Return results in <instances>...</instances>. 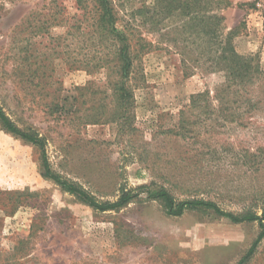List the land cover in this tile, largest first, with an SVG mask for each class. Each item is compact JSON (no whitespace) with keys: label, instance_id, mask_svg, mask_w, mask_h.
<instances>
[{"label":"rangeland","instance_id":"obj_1","mask_svg":"<svg viewBox=\"0 0 264 264\" xmlns=\"http://www.w3.org/2000/svg\"><path fill=\"white\" fill-rule=\"evenodd\" d=\"M114 1L133 44L142 37L146 45H136L132 133L109 119L116 102L104 71L84 68L103 56L84 34L94 2L0 0V103L7 114L45 139L62 176L102 200L138 194L121 209L96 210L44 177L40 149L0 124V264H238L259 236L258 222L234 223L204 209L169 215L143 186L234 213L263 206L264 73L246 92L252 105L200 116L189 108L191 96H216L225 74L185 55L170 24L142 23L136 10L154 0ZM250 1L233 0L223 15L227 30H238V52L254 55L264 72V0L238 6ZM53 101L60 107L53 110ZM244 264H264V238Z\"/></svg>","mask_w":264,"mask_h":264},{"label":"trees","instance_id":"obj_2","mask_svg":"<svg viewBox=\"0 0 264 264\" xmlns=\"http://www.w3.org/2000/svg\"><path fill=\"white\" fill-rule=\"evenodd\" d=\"M80 3L82 0H78ZM94 2L92 23L85 27L84 34L88 39L99 46L98 53L103 54L99 59H90L84 68L89 73L104 71L108 85L116 102L115 114L109 118L119 126L131 127L126 132L132 133L134 116L131 113L135 106L133 74L138 60L137 46L143 49L145 39L137 38L133 44V30L121 24L120 11L114 0H92ZM259 0L243 2L240 7H255ZM234 6L233 0H154L152 6L144 5L137 9L136 13L142 18V23H150L153 26H172L174 40L182 42L189 49L188 57L206 67L209 72H223L225 82L212 97L209 91L199 92L191 96L190 110H197L200 116L225 109L231 105H252L253 101L248 98L246 92L263 72L259 63L252 54L238 52L235 38L238 36L237 28L227 30L223 11ZM53 23V22H52ZM177 24V25H176ZM77 30H80L78 28ZM77 30L73 33L76 34ZM169 34H172L169 31ZM104 47V49H102ZM190 53L195 56L191 58ZM19 66H13L10 75H15ZM226 92V94H225ZM248 104V107L251 105ZM52 109L59 108L60 104L53 101ZM228 107V108H227ZM54 110V109H53ZM182 111L181 121L187 124L190 118ZM229 115L221 116L225 123L230 120ZM233 117V116H232ZM241 119V117L239 116ZM234 119V118H233ZM0 124L7 132L37 146L42 155V174L53 180L64 191L76 196L80 201L100 211L117 210L135 199L138 194L132 191H123L116 200H102L80 182L62 176L54 171L49 162L46 150V141L32 128L23 129L11 119L4 106L0 103ZM182 126V125H181ZM135 129V128H134ZM177 135L185 137V134ZM147 198L158 200L162 203L167 214L181 216L187 210H213L216 214L229 218L234 223L258 222L261 231L253 246L242 257L238 264H244L254 255L259 242L264 238V205L258 208L247 207L241 212H231L222 209L217 203L205 199H177L167 188L158 186H143ZM3 250H0L2 253ZM8 260V258H7ZM8 263V262H7ZM18 264L19 262H15Z\"/></svg>","mask_w":264,"mask_h":264}]
</instances>
